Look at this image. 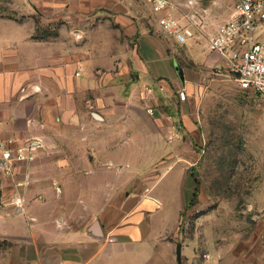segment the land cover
Instances as JSON below:
<instances>
[{
	"label": "crops",
	"instance_id": "obj_1",
	"mask_svg": "<svg viewBox=\"0 0 264 264\" xmlns=\"http://www.w3.org/2000/svg\"><path fill=\"white\" fill-rule=\"evenodd\" d=\"M170 1L190 50L185 21L211 39L237 7V0ZM158 16L145 0H0V142L29 155L11 173L0 166V264H128L130 221L160 210L144 185L152 164L170 160L168 171L185 163L180 139H170L164 96L179 86L197 102L208 90L185 79ZM201 47L229 65L210 40ZM125 166L138 192L133 184L110 203L109 193L99 194L102 182H88L131 177ZM183 250L178 244L176 264Z\"/></svg>",
	"mask_w": 264,
	"mask_h": 264
},
{
	"label": "rangeland",
	"instance_id": "obj_2",
	"mask_svg": "<svg viewBox=\"0 0 264 264\" xmlns=\"http://www.w3.org/2000/svg\"><path fill=\"white\" fill-rule=\"evenodd\" d=\"M185 22L195 40L193 50L169 42L174 43L185 79L204 90L208 86L207 95H197V102L188 95L182 99L180 92L185 90L178 86L164 96L162 108L173 128L170 139H180L185 163L176 162L168 171L170 160L157 167L152 164L153 175L144 185L153 188L151 195L159 198L160 210L133 216L136 241L128 248L130 258L122 261L176 264L181 243L183 264H264V98L242 88L227 62L210 48L202 49L210 35L202 31L203 36L196 37L200 30ZM165 150L166 159L176 154V147ZM121 154L125 159V151ZM125 169L131 177L124 172L108 182L105 177L88 182L103 183L99 194L109 193L111 203L119 190L129 192L133 184L138 192L133 167ZM139 238L144 240L139 243ZM128 249L121 256H127Z\"/></svg>",
	"mask_w": 264,
	"mask_h": 264
},
{
	"label": "built area",
	"instance_id": "obj_3",
	"mask_svg": "<svg viewBox=\"0 0 264 264\" xmlns=\"http://www.w3.org/2000/svg\"><path fill=\"white\" fill-rule=\"evenodd\" d=\"M152 11L159 14L157 23L162 33L177 44L184 45L188 31L174 14L175 5L170 0H145ZM264 28V0H237V7L231 20L225 23L210 39L212 49L225 56L237 81L245 89H253L264 98V40L260 39ZM82 68L77 75H80ZM151 90L150 88H148ZM186 98L185 91L180 92ZM148 112L154 113L149 108ZM0 166L11 173L18 161L26 159L24 147H13L11 141H1ZM207 258L211 255L207 254Z\"/></svg>",
	"mask_w": 264,
	"mask_h": 264
},
{
	"label": "water",
	"instance_id": "obj_4",
	"mask_svg": "<svg viewBox=\"0 0 264 264\" xmlns=\"http://www.w3.org/2000/svg\"><path fill=\"white\" fill-rule=\"evenodd\" d=\"M97 227H98V226H97L96 224L93 226V232H94L97 236H100V231L98 230ZM177 254H178V259H179V261H180V259H181V247H180V245L178 246Z\"/></svg>",
	"mask_w": 264,
	"mask_h": 264
}]
</instances>
